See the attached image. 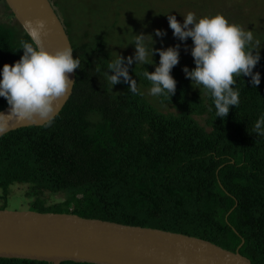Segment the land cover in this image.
<instances>
[{"label": "trees", "instance_id": "obj_1", "mask_svg": "<svg viewBox=\"0 0 264 264\" xmlns=\"http://www.w3.org/2000/svg\"><path fill=\"white\" fill-rule=\"evenodd\" d=\"M64 27L81 59L73 93L51 123L0 138V210L11 186L26 184L29 210L182 233L233 252L242 245L252 264H264V136L254 129L264 114V52L253 69L260 84L236 78L240 103L222 119L179 63L171 71L175 93L157 96L160 104L144 92L151 82L143 72H153L152 64L124 61L142 95L129 92L123 77L112 88L105 39L74 44ZM22 40L31 42L19 22L0 24V69L20 59ZM187 67H195L193 57ZM8 106L0 97V111ZM58 195L64 200L53 202Z\"/></svg>", "mask_w": 264, "mask_h": 264}, {"label": "clouds", "instance_id": "obj_2", "mask_svg": "<svg viewBox=\"0 0 264 264\" xmlns=\"http://www.w3.org/2000/svg\"><path fill=\"white\" fill-rule=\"evenodd\" d=\"M167 19L173 36L181 42L189 37L192 40L190 52L195 67L189 70L185 66V77L190 78L199 89L203 86L210 93L216 117H227L230 107H237L240 103L239 90L233 87L236 78L250 76L252 86L260 84L261 74L253 69L261 59V46L254 45H260L261 41L255 39L253 30L230 22L222 13L198 18L194 12H188L183 16V23L175 15L168 14ZM25 24L31 42L22 40L19 49H23V55L20 59L13 64L6 63L0 69V97L10 106L7 114L0 112V132L8 128V122L13 117L35 122L53 114L56 102L65 97L69 86L75 83L68 74L81 67V59L73 57L71 47L55 51L44 47L42 36L47 34L44 20H27ZM166 34L164 30H155L156 37ZM130 44L135 47L134 57L125 58L117 53L107 65V69L113 72L111 75L105 72L112 88L123 77L124 82L130 85L129 92L142 95L137 81L129 76L127 65H131L133 59L136 65L154 64L152 57L158 52L159 63L155 65L154 72L146 69L143 75L151 82V95L171 97L177 83L171 71L179 62L180 45L157 49L154 48L153 36L143 33L135 34ZM185 50H188L187 45ZM48 122L51 123L50 120ZM254 129L257 135L264 136V114L255 122Z\"/></svg>", "mask_w": 264, "mask_h": 264}, {"label": "water", "instance_id": "obj_3", "mask_svg": "<svg viewBox=\"0 0 264 264\" xmlns=\"http://www.w3.org/2000/svg\"><path fill=\"white\" fill-rule=\"evenodd\" d=\"M5 2L27 34L25 21L46 22L47 34L42 36V41L47 50L66 46L73 49L50 0ZM68 75L76 82V69ZM74 85H70L67 95L56 102L55 111L49 117L35 122L13 117L8 128L0 132V138L11 131L43 126L53 120L69 101ZM9 108L0 112L7 114ZM241 246L233 252L182 233L88 219L75 214L0 210V258L52 264L66 261L88 264H252L240 253Z\"/></svg>", "mask_w": 264, "mask_h": 264}, {"label": "rangeland", "instance_id": "obj_4", "mask_svg": "<svg viewBox=\"0 0 264 264\" xmlns=\"http://www.w3.org/2000/svg\"><path fill=\"white\" fill-rule=\"evenodd\" d=\"M51 3L63 25H70L74 44L81 42L93 44L98 38L103 37L112 59L118 54L122 57H134L135 47L130 43L134 41L135 34L143 33L153 36L154 48L157 49L179 44L178 63L182 65V69L188 66L192 57L190 52L192 40L189 37L181 42L173 36L167 19V15L171 14L183 23V16L188 12H194L198 18L222 13L230 22L240 24L246 30L247 28L253 30L255 39L261 41L260 45L254 46H261L260 51L264 52V0H51ZM0 24L8 27H16L18 24L5 0H0ZM156 29L164 30L167 34L156 37ZM152 59L155 62L152 68L155 70V65L159 61L156 53ZM149 89H144L149 99L160 104L157 96L149 93ZM163 110L165 112L166 108ZM27 187L29 186L26 184L11 186L7 210H29L25 202ZM63 200V195L52 199L53 202ZM1 205L3 201L0 200Z\"/></svg>", "mask_w": 264, "mask_h": 264}, {"label": "flooded vegetation", "instance_id": "obj_5", "mask_svg": "<svg viewBox=\"0 0 264 264\" xmlns=\"http://www.w3.org/2000/svg\"><path fill=\"white\" fill-rule=\"evenodd\" d=\"M51 1V0H50Z\"/></svg>", "mask_w": 264, "mask_h": 264}]
</instances>
